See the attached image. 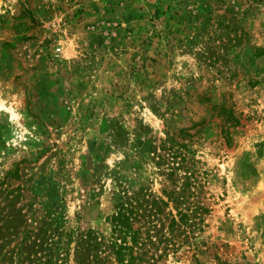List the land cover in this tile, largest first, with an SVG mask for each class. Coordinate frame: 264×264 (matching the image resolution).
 Wrapping results in <instances>:
<instances>
[{
    "label": "rangeland",
    "instance_id": "rangeland-1",
    "mask_svg": "<svg viewBox=\"0 0 264 264\" xmlns=\"http://www.w3.org/2000/svg\"><path fill=\"white\" fill-rule=\"evenodd\" d=\"M164 178L208 212L156 264H264V0H0V264H90Z\"/></svg>",
    "mask_w": 264,
    "mask_h": 264
},
{
    "label": "trees",
    "instance_id": "trees-1",
    "mask_svg": "<svg viewBox=\"0 0 264 264\" xmlns=\"http://www.w3.org/2000/svg\"><path fill=\"white\" fill-rule=\"evenodd\" d=\"M183 130L166 131L159 150L172 148L170 151L175 154L177 148L183 147L179 140L189 136ZM224 131L220 129L228 144L230 138ZM153 154L157 165L159 162L166 165L158 152ZM165 167L169 172L173 169L171 164ZM163 181L161 192L165 199L153 197L142 188L129 191L121 185L117 186L112 212L106 216L109 224L107 240H96L92 235L89 240L81 238L80 243L86 241L94 251L90 264H156L166 259L168 253L175 255L182 246L198 252L197 244L201 241L196 239V233L202 231L205 225L203 215L208 209L199 202L192 204L191 208L184 205L186 199L183 193L189 186L188 181L181 183L179 191L170 179L169 183L166 178ZM169 184L173 187L169 188ZM164 219H167L166 224Z\"/></svg>",
    "mask_w": 264,
    "mask_h": 264
}]
</instances>
